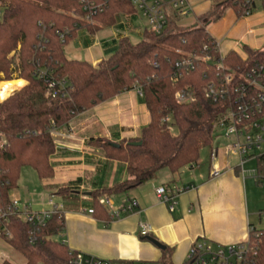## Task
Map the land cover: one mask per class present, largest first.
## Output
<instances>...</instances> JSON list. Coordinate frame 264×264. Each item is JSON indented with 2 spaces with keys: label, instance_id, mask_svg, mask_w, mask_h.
<instances>
[{
  "label": "trees",
  "instance_id": "obj_1",
  "mask_svg": "<svg viewBox=\"0 0 264 264\" xmlns=\"http://www.w3.org/2000/svg\"><path fill=\"white\" fill-rule=\"evenodd\" d=\"M209 1L210 9L196 16L190 27H183L179 13L168 7V24L161 34L145 31L137 44L121 38L110 57L94 66L69 59L66 46L79 30L95 35L104 27L115 26L121 13H135L133 9L111 2L89 21L87 7L101 0H0V82L13 81L15 76L24 82L22 89L0 101V131L8 139L7 147L0 150V210L10 208L23 168H31L40 180L54 176L52 131L133 89L141 93L150 115L141 136L119 143V147L106 138L88 142L102 148L108 160L125 164L129 175L113 189L92 194L93 216L109 221L108 210L100 203L107 194L140 187L164 170L176 174L196 165L201 151L212 146L220 119L239 98L233 88L253 68L264 64V49L244 47L246 58L236 51L221 56L217 40L207 29L230 10L242 18L250 9L245 6L247 0ZM262 6L264 9V2ZM250 10L253 15L256 6ZM41 73L46 75L41 78ZM227 73L236 75L234 84L217 100L207 97L208 84L222 90ZM48 79L65 80L68 93L54 97ZM179 92L189 101L179 103ZM139 142L141 146L133 145ZM256 162L257 172L264 174V156ZM71 193L70 188H62L57 195L64 200ZM3 228L0 238L27 264H69L74 253L57 240L65 230L63 209L53 213L45 225H33L14 214ZM171 257L172 250L166 248L160 264H173Z\"/></svg>",
  "mask_w": 264,
  "mask_h": 264
},
{
  "label": "crops",
  "instance_id": "obj_2",
  "mask_svg": "<svg viewBox=\"0 0 264 264\" xmlns=\"http://www.w3.org/2000/svg\"><path fill=\"white\" fill-rule=\"evenodd\" d=\"M202 14L204 12L199 15ZM243 19L236 16V23ZM135 23L137 19L131 24L120 21L122 34L111 41H95L92 37L98 33L91 35L84 41L86 47L81 48L85 54L69 47L75 38L66 46V55L69 59L84 60L96 66L113 53L121 38L129 39V34L133 32L144 35L146 25L135 27ZM246 26L247 32L236 40L230 36H214L222 54L236 51L246 58L244 47L264 49V22L248 19ZM250 30H253V34L248 33ZM113 43L114 46H108ZM97 46L101 50L91 52ZM20 81L22 89L24 82ZM149 123L150 115L138 89L126 91L79 114L56 131V150L51 157L54 176L40 180L35 171L24 173L11 199L18 201L21 209L27 208L33 213L49 212L63 200L57 195L58 191L70 188L71 195L62 201L65 204V230L59 237L60 241L71 251L113 262L136 264L160 260L162 251L140 235L139 225L143 222L151 226V238L172 250L173 264H183L191 245L197 240L204 239L213 246L245 241L251 214L245 207L244 178L238 169L240 159L231 153L232 140L221 133L218 138L223 139L227 146L220 148L214 141L209 160L199 159L196 165L185 167L176 174L161 171L151 182L102 198L110 200L115 208L135 200L138 203L135 213L117 221L98 220L89 214V210L93 209V193L111 190L129 179L125 164L108 160L104 150L89 145V140L106 138L114 144L135 140ZM213 150L218 153L219 167L225 169L218 178L211 176L210 157ZM233 159L238 163L236 166L232 164ZM159 187L182 191L175 212L171 213L168 205L156 196L155 190Z\"/></svg>",
  "mask_w": 264,
  "mask_h": 264
},
{
  "label": "built area",
  "instance_id": "obj_3",
  "mask_svg": "<svg viewBox=\"0 0 264 264\" xmlns=\"http://www.w3.org/2000/svg\"><path fill=\"white\" fill-rule=\"evenodd\" d=\"M111 2L122 3L133 9L135 13L123 12L119 17L128 19L140 16L147 22L145 31L154 34H161L166 29L168 24L166 10L168 7L177 11L181 20H184L193 13V7L189 0H101L98 4L96 2L89 4L87 9L90 14L87 16V20L92 21V15L103 13L106 6ZM258 2L263 3L264 0H247L245 6L251 9L255 6L257 7ZM250 9L245 11L244 18L252 16ZM122 25H124L123 22ZM248 33L253 34V30H250ZM217 46L220 55L223 56L224 54L221 52L218 41ZM218 68L224 69L220 65ZM45 75L46 73H41L40 77L43 78ZM235 79L236 75L234 73H227L224 77V88L222 90L217 89L214 83H209L205 89L207 97L217 100L224 92H227L225 89L234 84ZM47 83L53 90L54 97L59 94L64 95L68 93V84L65 80L57 82L48 79ZM246 88L248 89L246 90ZM233 89L235 94L239 95V98L234 107L220 119L217 131L223 134L226 139L232 140L231 153L240 159L238 169L241 177L245 179L246 175H253L256 182H263L264 174H259L257 171L246 173L244 165L251 160L256 161L259 157L264 156V64H259L248 72L244 80L239 82ZM176 99L179 103L189 101L186 95L180 92L177 93ZM0 101L3 100L0 99ZM56 131H52L54 138ZM7 145V136L0 131V150L5 149ZM210 158L211 176L212 178H218L224 173L225 169H221L217 163L218 153L216 150L212 151ZM181 192V190L176 188L164 187H159L155 190L158 199L168 205L171 213L177 209L178 197ZM100 203L108 210L111 221H117L133 214L138 208V203L135 200H129L118 208L113 207L108 199H101ZM61 209H63L62 201L55 204L52 211L33 213L27 208L21 209L19 202L12 200L9 209L0 210V235L4 232L3 227L11 215L18 214L24 221L33 225H45L52 214ZM93 213L94 210L90 209L89 214L93 215ZM258 216L260 222L263 224V228L259 229L253 224H249L248 237L245 241L228 246H213L204 239L197 240L191 245L183 264H264V211L260 212ZM139 228L142 238L151 237L152 228L148 223H141ZM69 264H115V262L74 252L71 254ZM136 264H160V262H142Z\"/></svg>",
  "mask_w": 264,
  "mask_h": 264
},
{
  "label": "rangeland",
  "instance_id": "obj_4",
  "mask_svg": "<svg viewBox=\"0 0 264 264\" xmlns=\"http://www.w3.org/2000/svg\"><path fill=\"white\" fill-rule=\"evenodd\" d=\"M190 4H192L193 13L184 20H182L181 24L183 25V27H190L194 25L196 22V15H199L203 12L206 13L210 9L209 6L211 2L207 0H199V1L196 0L195 2L190 1ZM134 19H137V23H135V27L143 26L144 24L145 25L147 24V22L144 19H142L140 16L131 17L128 19H125L124 17H119L117 20V24L114 27H104L100 32H98L96 36L93 37L91 36L92 34H90L86 29L79 30L76 35V39L74 40V42L70 43L69 47L71 49L72 48L79 49L82 53L85 54L86 52H84L81 48L86 47V45H84V41L87 38L92 37V39L95 41H97V39L101 41L103 40L111 41L113 39H117L118 35L122 34V29L119 26L120 21L130 22L131 24ZM248 19H254L258 22H264V9L262 3L258 2L256 10L254 11L252 16L245 17L243 21L237 22L239 23V25H237L236 23V14L234 13V11L230 10L227 12L226 16L222 20L209 25L207 29L208 32H210L213 37L215 36L217 38H225L230 36L231 39L236 40L247 32L246 21ZM142 39H143L142 34L141 35L137 34V32H133L129 34V40L133 44H137L141 42ZM115 42L117 43V41ZM108 46H114V43L109 44ZM99 50H101V47L99 48L97 46L91 52L94 51V53H98ZM67 52L69 53V50H67ZM69 55L71 54L69 53ZM15 80H19V79H17V77L15 76L13 81ZM20 84L22 85V82ZM172 122L173 121L171 119L170 120L171 130L173 131V133L176 134L177 128L175 126H172ZM216 134L217 135L214 141H216L218 147L220 146V148L221 147L223 148L224 146H227V143L223 139H221L220 137L218 138V136H220L219 131H217ZM210 150H211L210 147L204 148L201 151L200 160L201 159L209 160ZM232 164L236 166L238 163L235 159H233ZM257 170H258V164L255 160H251L244 165V171L246 173H250ZM29 172L32 173L33 170L31 168H23L21 177L24 175V173H29ZM246 176L247 177L244 179V183H243V195H244L245 207L247 212L251 214L250 224H253L256 228L261 229L263 228V224L260 222L258 215L260 212L264 211V181L262 183H257L253 175H246ZM57 240H60L59 237L57 238ZM0 254H1L0 264H3L4 261H8L9 264H27V260L18 251L11 248L9 244L2 238H0Z\"/></svg>",
  "mask_w": 264,
  "mask_h": 264
},
{
  "label": "bare ground",
  "instance_id": "obj_5",
  "mask_svg": "<svg viewBox=\"0 0 264 264\" xmlns=\"http://www.w3.org/2000/svg\"><path fill=\"white\" fill-rule=\"evenodd\" d=\"M20 83V80L0 83V99L5 100V98L7 99L13 92L20 90L22 86Z\"/></svg>",
  "mask_w": 264,
  "mask_h": 264
},
{
  "label": "water",
  "instance_id": "obj_6",
  "mask_svg": "<svg viewBox=\"0 0 264 264\" xmlns=\"http://www.w3.org/2000/svg\"><path fill=\"white\" fill-rule=\"evenodd\" d=\"M113 145L116 146V147H119L118 144H113ZM133 145H134V146H141L142 143H141V142H139V143H133ZM88 196H90V193H88ZM148 241H149L150 243H152L154 246H156V247H157L159 250H161V251H164V250L166 249V247H165L162 243H160L159 241H157V240L154 239V238L149 237V238H148Z\"/></svg>",
  "mask_w": 264,
  "mask_h": 264
}]
</instances>
